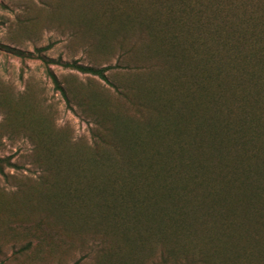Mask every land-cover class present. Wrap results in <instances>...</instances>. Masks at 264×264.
<instances>
[{"label":"trees","instance_id":"1","mask_svg":"<svg viewBox=\"0 0 264 264\" xmlns=\"http://www.w3.org/2000/svg\"><path fill=\"white\" fill-rule=\"evenodd\" d=\"M84 5L88 52L115 63H59L108 86L84 93L43 59L93 127L73 140L27 118L39 172L20 202L0 196L28 236L18 253L44 261L77 241L73 264H264V0Z\"/></svg>","mask_w":264,"mask_h":264},{"label":"rangeland","instance_id":"2","mask_svg":"<svg viewBox=\"0 0 264 264\" xmlns=\"http://www.w3.org/2000/svg\"><path fill=\"white\" fill-rule=\"evenodd\" d=\"M91 1V10L99 14L103 0ZM87 2L0 0V157H8L15 164L5 169L8 180L0 176V196L7 204L20 202V179H31L34 183L39 172L29 156L34 146L27 137L26 125L32 120H27L28 117L39 113L52 123L53 129L68 133L73 140L90 139L92 121L85 118L72 101V108L66 106L46 76L43 61H50L49 68L62 82L73 81L84 93L88 91V83L92 89L99 85L108 87L97 77L59 64L77 61L105 66L115 63V58H100L96 49L94 53L88 52L87 38L92 33L88 34L79 25L83 21L80 17L88 15L89 8L84 5ZM9 226L15 230L11 231ZM26 241L28 236L20 233V222L16 219L10 222L7 211L0 209V264H73L84 254L76 241L71 248L60 249L40 261L32 257V251L28 255L18 253ZM81 264L91 262L86 258Z\"/></svg>","mask_w":264,"mask_h":264}]
</instances>
